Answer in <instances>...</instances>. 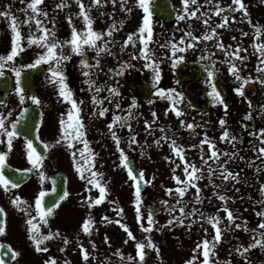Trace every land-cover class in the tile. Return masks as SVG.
<instances>
[{
    "label": "snow or ice",
    "instance_id": "obj_1",
    "mask_svg": "<svg viewBox=\"0 0 264 264\" xmlns=\"http://www.w3.org/2000/svg\"><path fill=\"white\" fill-rule=\"evenodd\" d=\"M22 3H26V7L21 9L25 19L20 21L11 12V6L9 5L4 11H0V17H4L9 20V28L11 31L10 39V50L6 54H0V77L5 76V69H9L15 75V89L14 91L19 97L21 104L24 103L26 98H30L33 104L39 105L41 103L37 95H31L30 97L25 96V86L22 81V73L25 69H35L38 66H47V75L45 77L47 83L53 87L56 91V95L62 101L67 102L70 106L66 113H61L59 118V139L56 140V144H61L62 142L66 144L68 150L71 154V159L73 167L79 178L85 181V190L88 193L82 203L87 206L89 210L93 206L102 204L108 195L107 183L103 180V173L96 169V157L98 153L90 146V141L87 138V130L84 123V118L82 116V105L84 101L77 100L75 94L70 87L68 82V76L66 74V63L73 59V56L80 57L79 65L81 69V74L84 77V84L87 86V90L92 93L91 102L95 106L93 111L90 113V117H104L106 113L109 112V108L105 106V102L111 104L116 97L121 95L118 87L114 86L112 83L98 82V77L101 71V57L104 55L114 56L112 52V47L115 46L113 40V33L118 31L117 25L113 22L105 31H97L94 29V20L91 16V8L94 6H100L102 2L106 3L107 0H91L90 5H86L84 0H76L79 11L76 13L83 21V27L77 28L74 23L72 15L66 17L68 24L70 26V36L68 38L60 39L57 36L55 28V20H52V26L49 27L46 23L49 18V12L46 10L44 4L45 0H21ZM215 2L214 7H208L206 11H201L204 5H212ZM111 3L115 5L117 0H111ZM128 0H121L120 7L127 13L132 12L131 7H126ZM136 5L142 10V21L138 28L127 34L126 39L120 46V52L123 53L129 46L132 48H137L139 44L138 52L133 51L130 53L132 60L142 59L143 69L150 70L152 73V86L155 90L154 95L160 99L169 101V109L175 114L176 117H182L185 115L182 104L184 100V93L178 91L176 88L160 87L161 82V61L157 59L155 52L150 47V44L154 42V29H153V11L151 0H135ZM182 8L176 15L177 24L181 21L191 20L192 18L202 19V23L205 26V31L201 35H195L191 30V25H188L187 30H184L183 35L178 39L173 35L170 39L166 40L159 47L169 49V53H165L169 56L171 60V66L173 69L176 68L178 64L185 60V55L189 49H196L197 42H208L215 40L214 47L224 54V60L220 63L227 65V71L239 82L238 86L234 89L235 92L244 96V88L253 79L258 81L261 85H264V78L260 75L254 78L251 75H244V69L247 68L245 61L247 57L241 55V52H247L248 49L242 48L239 43L235 46L232 44L225 45L222 42L220 33L217 31L219 28H227L230 22L236 20V15L234 13H240L247 20L249 24L252 25L254 30V43L253 48L258 54L257 65L255 71L257 73L264 74V25L254 24L248 16V8L246 6L245 0H232L231 4L227 7H222L220 0H204V5L199 4L198 0H181ZM67 0H59L56 3L55 8L63 10L68 7ZM199 14V15H198ZM220 17V22L213 25L211 23L212 15ZM223 14V15H222ZM123 20L120 21V25L123 26ZM21 24L28 25L30 32L25 37L21 31ZM33 25L35 26V31H31ZM242 36H248V32H242ZM26 40V43H25ZM235 41L236 37H232ZM258 41V42H257ZM36 46L40 50L36 53L34 59L30 63H24L17 65V58L25 51L26 47ZM65 49H68L66 52ZM91 49L95 55L91 57L94 63L89 62L87 56V51ZM204 54L200 55L199 61L201 67L206 73L205 84L208 85L210 89L207 95L211 98V103L213 105H222L225 110L228 109L229 105L225 102L220 90L217 88L215 82V77L219 73L220 69L217 67V59L214 58V52L208 51L207 47L203 50ZM135 67L129 60H120L116 68L109 69V73H115L119 76L127 68ZM179 84V81H176ZM83 90V89H82ZM106 91L107 96H101L100 93ZM154 101L149 100L148 103L152 104ZM3 102L0 101V104ZM137 100L135 97L131 98L130 103L127 105V109H123L121 102L116 100L114 103V108L124 112V115L113 112L112 119L108 123L107 128L111 135L112 140L119 152V161L125 169H127V175L133 182L134 187V200L132 203L135 206V220L139 223V227L143 233L149 234L144 237L143 240L138 239L133 232L130 230L127 223L122 222V219H112L107 215L102 217V221L107 224L115 223L123 229L127 237L135 242V256L127 255L126 259L129 262H137L138 264H145L147 251L146 249H151L156 252V255L160 256V248L156 243L153 242L151 237L152 231L155 229L157 231L162 230L165 227H176L186 226L191 229L193 225L201 222V227L203 232L207 234L208 228L203 227V223H207L213 229V235L211 239L205 235V237L198 241L195 247L192 249L193 255L184 261V264H220L217 258V245L221 243L222 237L225 231L231 230L232 226L236 229H243L244 231H249L247 223H236L237 217L234 215L231 208L228 206V201L232 199L226 195L223 191H218L220 185L215 183L214 178L219 176V178L224 181H238L239 173L231 171L227 165L229 162L237 156L236 152L221 151L216 144V141L210 139L207 133L203 134V138L199 141L200 149V159L201 166L198 167L194 161L186 159V149L185 146L179 144L176 139L166 134V129L163 125H158L162 135L157 138L154 143L159 146L162 141L169 143L171 152L175 154V157L179 158L181 163H176L172 157H165L171 163L175 164V168L172 169L173 175L172 179L176 182L175 188H166L165 192L168 196L175 195V203L170 204L168 199H163L161 204L169 212L170 218L166 221V224L158 225V221L155 220L154 214L149 211L146 217L147 226L141 221L144 219V215L141 211L142 206V194H141V181L145 183H151V180H145L144 172L140 171L136 174L133 168L130 166L128 157L125 153L124 148L121 147V137L117 134L115 130L117 127L128 129V147L131 148L132 145L137 144L138 133L134 132L131 120L135 119L133 114V109L137 107ZM194 107V105H193ZM264 110V106H262ZM27 109H23L20 113L22 117ZM165 115H168V111H165ZM227 113L225 112V115ZM152 120H145L144 124L146 126L145 131H151L153 125L156 124L159 119L157 113L152 111ZM11 116V112L7 115L0 112V144L6 143L7 149L10 151L13 148V139L20 135L17 128L18 121H11L10 127L6 123L8 117ZM246 119H251L250 114H247ZM180 125L183 128L189 130H195L197 127H203L202 124L198 125L193 122H186L184 119L180 120ZM219 125L222 128V132L219 136V140L222 142H228L234 145L238 137L233 135L227 128V121L221 117L219 120ZM154 134V133H153ZM254 137H257L262 146L254 148V151L258 152L257 158H264V127L260 128L258 131H253L251 133ZM6 138V139H4ZM27 149H28V160L31 162L32 167L24 170L31 172L34 169H39L43 162L44 157L40 155L36 149L33 147V143L30 139L25 137ZM76 144H80L81 147L77 148ZM207 145L209 153L206 154L203 150V146ZM47 148L48 145H45ZM198 145L190 144L188 148H197ZM143 155V152L141 153ZM8 152H0V186H3L5 191L11 188H18L19 184L9 179L8 176L4 174V166ZM221 157L225 159L221 162ZM241 160L244 157H239ZM211 162V163H210ZM183 166V179L180 175L176 174V169ZM208 173L207 179L209 184L213 186V196L219 201L223 202L216 213L210 214L201 211L195 205H203L204 200L202 199V189L197 183V181L203 180L205 177L203 171ZM39 176L41 182L45 179V174L41 170L39 171ZM155 179V177H153ZM92 188L98 190L99 195L93 197L91 195ZM190 188L195 189L194 197L191 203L193 207L191 210L187 209V205L182 198L189 191ZM238 190V189H237ZM260 191L264 193V184L261 185ZM47 195L46 191L41 189L35 197V212L36 215L33 216L30 212V205L18 194L14 196L11 203L16 206L19 210L23 211L25 215L28 216L26 220L27 224V234L28 239L34 246V249L38 253H48L49 248L45 242L51 241L56 237H61L59 230L53 231L49 229L46 233L41 231L40 223L37 222V217L39 221L44 225L49 223V217L54 215V209L59 205L60 201H63L68 195V191L65 190L63 195L59 196L56 203L45 207L44 197ZM116 210V216H123V209L116 206V201H111ZM258 203L264 204V200ZM222 210L225 213V217L219 215V211ZM256 215L260 217V222L257 225V229H252L253 237L252 242L248 243L247 246L240 245L235 248V251L239 253L245 260L246 264H252V261L248 258V253L253 248L264 249V210L257 211ZM6 216V211L3 207H0V235H3L6 231L5 221L3 217ZM226 218L227 224H224V219ZM95 221L89 211L88 216L83 219L81 224V230L83 233L91 235L93 230V225ZM63 244L67 246L69 240L67 236L61 237ZM109 240L108 236L105 235L104 241L107 243ZM125 244L128 243L126 239ZM91 247L95 249L97 246L94 242L90 241ZM82 253V258L85 262L89 260L90 252L84 247L83 244L78 245ZM0 245V248H3ZM10 247V246H9ZM65 248H60L63 252ZM202 255V259L199 255ZM7 255L6 252L0 251V264H3V257ZM20 253L13 251L12 256L15 259ZM116 255L124 259V254L117 249ZM43 264H57L56 258L49 256L44 260ZM64 264H70L69 260H65ZM224 264H230V261H225Z\"/></svg>",
    "mask_w": 264,
    "mask_h": 264
},
{
    "label": "rangeland",
    "instance_id": "obj_2",
    "mask_svg": "<svg viewBox=\"0 0 264 264\" xmlns=\"http://www.w3.org/2000/svg\"><path fill=\"white\" fill-rule=\"evenodd\" d=\"M50 4L55 3L51 6H46V9H50L49 18L47 19L46 23L49 27L52 26V20H55V28L57 36L60 38L61 31L57 30L56 25L60 24L63 27V36L68 38L66 35V31L70 34V26L68 24V21L66 17L68 15H72L73 20L77 28H82L83 21L80 17L76 15V13L79 11L78 6L76 4V0H67L68 7L64 8L63 10L56 9L55 5L59 2V0H47ZM203 0H198L199 4L202 3ZM86 5L91 4V0H84ZM232 0H220V4L222 7H227V5L231 4ZM121 0H117V3L113 5L111 3V0H107L106 3L102 2L100 6H94L91 8V16L94 20L93 27L97 31H105L107 28L115 22L118 28V31L113 33V40L115 43V46L112 47V52L115 54L114 56H108L110 57V62L115 63L116 66L118 64V61L120 60H129L132 64L135 65L133 68H127V71H130L133 73L134 76H138L139 73L143 72V63L144 61L142 59H135L132 60L130 57V53L133 51L138 52L139 44H137V48H132L129 46L123 53L120 52V46L123 43V40L126 39L127 34L129 32L135 31L139 24L142 21V10L139 9V7L136 5L135 0H128V3L126 4V7H131L132 12L127 13L120 7ZM175 7L180 11L182 8L181 0H174ZM206 8L207 5H204ZM215 6V2H213L212 7ZM207 10V9H206ZM204 8L201 9V11H206ZM199 15V14H198ZM223 15V14H222ZM245 19V18H244ZM123 20V26L120 25V21ZM202 20L198 18H192L191 20L181 21L179 24L176 23L174 26H160L159 23H153V29H154V42L150 44V47L155 52V55L157 59L161 61V65L165 68V81H161L159 86L164 88L173 87L176 88L178 91L183 92V84H177L176 78L173 74V68L171 66V60L169 58L170 52L167 51L165 48L159 47L160 44H163L164 42L160 39V34L162 31L168 30L170 32H174L177 35V39L183 35L184 29L181 27H188V25H196L195 21ZM220 22L219 20L215 23ZM212 23V22H211ZM214 25V23H212ZM195 28H192V31H194ZM205 31V27L201 31L198 32L196 35H201ZM254 33L253 37H251L250 41L254 43ZM258 42V41H257ZM197 48L196 49H189L185 55L184 61L189 60H199L200 55L204 54L203 50L205 47H207L208 51L212 52V41L208 42H197ZM165 53H169V56H166ZM253 61L249 64L248 70L246 72L247 75H251L253 78L257 75H260L261 78H264V74L257 73L255 71V67L257 65V56L258 54L255 52V49L253 48ZM148 73L146 75V78L152 80V73L150 70H147ZM206 75V73H205ZM147 79V80H148ZM250 82H254L256 84H259L258 81L252 80ZM238 94L234 92V94L226 100V103L229 105L228 109L225 110L223 106H220V110L228 111L230 116L232 117L233 121L237 120V112L243 111L244 106H241L242 102L241 100H238ZM123 98V97H122ZM130 100V99H129ZM127 100V98L124 97V99L120 100L122 108L126 107L130 101ZM154 102L152 104H144L145 111H147L146 115L147 117H150V121L152 118V111H155L158 115L162 118L163 124H169L170 127H172L174 130H178L173 136H171L166 129V134L168 136H171L173 139H176L179 144L182 145H188L190 140V135L193 130H189L187 128H183L180 125V120L184 119L186 122L190 121L195 124L201 122L205 119H210L211 115L201 116L192 111L190 107L185 103L183 100L182 108L185 113L182 117H176L173 112L169 109L170 102H166L164 104L162 100L158 97L152 99ZM235 102V103H234ZM141 102H138L137 105H139ZM112 108H114V103L111 104ZM118 112V109H115ZM120 111V110H119ZM165 111H168V115H165ZM255 119L257 122V113L255 114ZM107 123L105 124L104 128H107ZM136 133H138L137 141L139 144L140 150H133L132 148L130 150L128 147V144L121 140V147L124 148L125 153L127 157L132 156L137 160V163L139 165V168L141 171L144 172V177L146 180H151V183H147V192L142 196V206L141 211L144 215V219L141 221L142 223L147 226L146 217H147V205L149 203L155 202L158 203L161 202L163 199H168L170 204L175 203V195L174 196H168L165 192L166 188H175L176 182L172 179V169L175 168V164L171 163L169 160L165 159V157H172L176 163H181L179 161V158L175 157V154L171 152L169 143L166 141H162L159 146H157L154 141L159 138L162 133L159 131L157 136L153 139H151L150 143L148 144V135H146L145 131H143L140 127L136 129ZM156 134V133H154ZM153 136V134H152ZM249 139L251 140L254 136L248 135ZM247 136V137H248ZM92 138H89L90 146L94 150V152L98 153V156L96 157V163L95 167L97 170L101 171L106 177L103 176V180L107 183L108 188V195L107 199L100 205V213L102 215H93L95 216L93 219L96 220V222L99 224L100 229L99 232L96 233L95 236L92 238V242H97L96 248L93 249L87 242V238L80 236V230H81V224L83 222V219L86 217L85 207L86 205L81 204L83 198L86 196L87 192L85 190V187L83 189V195L81 194L80 190H77L78 187L85 186V181L81 180L79 176L76 174L73 163L69 167V171L71 170L73 177L71 179L70 185H72L71 189H73V192H79L76 200H74L69 206V209H72L71 213L68 212L67 214V222L71 228L74 230L70 233L71 236L68 237V240L71 243V254L70 258L68 259L70 261V264H138L137 262H129L127 261L126 257L127 255H133L135 256V242L132 241L127 237L126 232L119 227V225L115 223L107 224L102 222V217L107 215L110 218H120L122 219V222L127 223L129 225L130 230L133 232V234L138 238L143 240L146 235L142 232V230L139 227V223L135 220V206L132 203L134 200V193H132L130 190H134L133 184L130 181V178L128 176L126 177H114V173H112V179L110 180L108 177V171L106 169V164H103L102 162L106 161L108 162V166H118L119 162V156H115L114 153L111 152L109 148H107L106 145H99V144H93L95 141L91 140ZM250 140L246 141V145L250 143ZM96 143V142H95ZM144 143V145H142ZM147 144L149 146H147ZM81 147V146H80ZM186 148V147H185ZM148 150V154H146V151ZM204 152L207 154L209 153L207 145L203 146ZM143 152V155L141 154ZM118 155L119 152L117 150ZM115 153V154H116ZM70 154V151H69ZM151 154V156H150ZM170 154V155H168ZM71 158V154H70ZM186 158L190 161H194L198 167L201 166L202 162L200 159V154L197 156L190 154L186 151ZM211 163V162H210ZM102 165L103 167H100L99 165ZM229 168V167H228ZM176 174L180 175L183 179V166L181 168L176 169ZM204 179L201 181H197L199 186L202 189V199L204 200V209L212 214V211L216 213L217 210L220 208V206L223 204V202L219 201L216 197H212L213 194V186L209 184L207 176L208 173L205 170L203 171ZM155 177V179H153ZM126 179V180H125ZM215 183L220 185V189L218 191H223L226 195L231 197L227 203L228 206L231 208V210L234 213L235 208H238L239 210V216L246 219L248 229H259L257 228V225L260 222V217L256 215V212L258 210L255 209V204L258 202V198L260 199L259 193L260 189L259 186L255 182H251L245 177H243V181L238 182V184H234L233 181L224 182L219 177L214 178ZM238 189V190H237ZM257 192L258 195L255 193ZM195 189L190 188L189 191L185 194V198H188L190 196L194 197ZM91 195L93 197H96L99 195V192L97 189L92 188ZM247 196V198H243ZM212 200L215 201L214 207H212ZM111 201H116V206L123 209V216L117 217L116 216V210ZM241 202V203H240ZM81 204V205H79ZM63 205V204H62ZM161 205V203H160ZM32 212L36 215L35 212V202H32L30 204ZM162 206V205H161ZM62 207H65L64 205ZM94 207V206H93ZM163 207V206H162ZM61 208V207H60ZM192 206L191 204L187 205V209L191 210ZM98 212V210H97ZM219 215L223 218L225 217V213L220 210ZM170 218L169 212L165 209L163 210V213H161L158 216V225L166 224V221ZM114 220V219H113ZM224 224H227L226 218L224 219ZM203 227L208 228L207 234L203 232V229L201 227V222L196 223L193 225L191 229H188L187 227H165L160 231L153 230L150 234L153 242L157 244V246L160 248V256L158 257L156 255V252L151 249H146L147 256L145 260V264H184V261L186 259H189L192 255V249L195 247L196 243L200 240H202L205 235L209 239H211L213 235V229L210 225L207 223L203 224ZM26 228V226H25ZM75 233V234H73ZM237 233V230H236ZM249 234V233H248ZM105 235L108 236L109 240L107 243L104 241ZM252 235H248V243L252 242ZM165 238L168 242V247L165 248L162 245H160V239ZM24 239L25 242L19 246L20 252L22 255L30 254V258H25L23 262L20 264H43L44 259H42L39 253H37L34 249L33 244L28 241V234L27 229L24 230ZM128 240V243L125 244L124 241ZM26 244H29V247L25 246ZM79 244H83L85 248H88L90 252V257L87 262H85L82 258V253L79 248ZM225 241L223 240L221 243L217 245V258L220 261V264H224L227 260L226 254V246L224 245ZM117 249H119L124 254V259L122 260L120 256L116 255ZM259 247L253 248L250 251L253 254V258L258 257L259 255ZM199 258L202 259V255L199 253ZM57 264H64L63 261H60L56 258Z\"/></svg>",
    "mask_w": 264,
    "mask_h": 264
},
{
    "label": "flooded vegetation",
    "instance_id": "obj_3",
    "mask_svg": "<svg viewBox=\"0 0 264 264\" xmlns=\"http://www.w3.org/2000/svg\"><path fill=\"white\" fill-rule=\"evenodd\" d=\"M246 6L248 8V16L252 20L254 24L263 25L264 23V0H245ZM11 6V12L15 15L20 21L25 19V16L21 9H23L25 3H22L21 0H0V11H4L8 6ZM236 20L234 22H230L229 27L227 28H219L217 31L220 33L222 42L225 45L232 44L235 46L236 43H239L242 48L248 49L247 52H241V55L247 57L245 63L247 64V68L249 66L250 60L253 58V51L250 48L249 39L250 36H253L254 30L252 25L247 22L246 19L240 13H236ZM216 20V17H215ZM212 23L215 22L212 21ZM21 31L25 36L29 34L30 29L28 25L21 24ZM31 31H35V26L33 25ZM242 32H248V36H242ZM25 36V37H26ZM232 37H236V40L233 41ZM10 39H11V31L9 28V20L4 17H0V54H6L10 50ZM26 43V40H25ZM215 40L212 41V52H214V58L217 59V67L220 69L219 73L215 77H220L224 80V84L227 87L229 94H234L235 88L238 86L239 82L235 81V79L231 76L227 71V65L224 63H220V61L224 60V54L220 50L214 47ZM38 49L34 46L26 47L25 51L17 58V65L30 63ZM93 54H87L90 63H94L91 60ZM77 58V57H76ZM75 58V59H76ZM79 60V57H78ZM101 67L103 71L100 72L98 77V82L104 83H112L114 86L118 87L120 91H125L128 93H135V89H131L126 81L131 80V75L128 73H122L117 76L115 73H109V68L107 64L104 63V56L101 57ZM46 70V74L41 76V71H35L33 75H27L28 71L31 69H25L22 73V81L25 86V96L30 97L31 95H37L40 99L41 103L39 105L33 104L30 98H26L24 103L21 104L19 101V97L14 91L15 89V75L9 69H5V76L0 77V101L3 103L0 104V112L5 115L8 112H11V116L8 117L6 123L10 127L11 121H18L21 116L20 113L23 109H29L32 115L31 119H29V124L31 127L27 129L29 132L34 133L36 131V136L42 146H40V151L38 152L40 155L44 157L41 167L39 169H34L29 172L30 176L28 179H21L19 177L20 171L32 167L31 162L28 160V149L25 141V137L23 135H18L13 139V148L9 151L7 149L6 143L0 144V152H8L6 157L5 166H4V174L9 177V179L19 184L18 188H9L7 191L0 186V207H3L6 211V216L3 217L5 221L6 231L3 235H0V245H3V248H0V251L6 252L7 254L12 253L13 251L19 252L20 255L15 259L12 258L10 264H20L25 260V258H30V254L22 255L19 249V246L25 242L24 239V230L27 229L26 220L28 216L21 210H19L16 206L11 203V200L17 194L21 196L24 200L35 199L36 195L42 189L43 186L50 185V176L58 171L64 172L67 177L71 173L69 171V167L72 164V159L70 158L69 150L63 142L61 144H56V140L59 139V118L61 113H66L68 107L70 106L67 102L59 99L55 90L51 85H49L45 79L47 75V66L44 65ZM247 68H245L244 75L247 72ZM66 74L68 76V82L73 92L76 93L75 98L79 100H83L86 102L90 98L91 95L87 90V86L84 84V77L81 74L80 65L74 63V59L70 62L66 63ZM118 77L121 78L122 82H118ZM250 83V82H249ZM248 83V84H249ZM258 90L260 91V100L259 102L253 106L250 101L245 99V104L252 110L254 108V112H258V125L257 131L264 127V110H262V106H264V85L260 83L256 85ZM83 89V90H82ZM236 93V92H235ZM237 94V93H236ZM101 96H107L108 93L106 91H102L100 93ZM238 100L244 98V96H237ZM242 102V100H241ZM235 103V102H234ZM212 104V103H211ZM221 106V105H215ZM243 106V102L241 104ZM225 112L227 113L225 115ZM40 113V119L37 128H33L34 123L36 122L37 115ZM210 119H205L199 122L202 124L201 127L203 134L207 133L210 139L216 141L217 147L221 151H227L229 153L236 152L237 156L234 157L235 162H237L239 166L238 172L240 173V182L243 181V177L248 179L251 182H255L259 189L262 184H264V158H257L258 152L256 151V157H253V151L251 150V143L253 146L254 137L250 140L248 136L249 132V122L246 119V111L237 112V120L233 121L232 117L229 115L230 113L225 110H214L211 113ZM223 117L227 121V128L229 131L238 137L237 141L233 144L228 142H222L219 140V136L222 132V128L219 125L220 118ZM96 117H92L94 120ZM100 121H92L91 127L87 129V138H92V141H97L99 143L102 140L103 133L102 128L99 127ZM256 130V129H255ZM202 134V137H203ZM240 136H242L243 144L240 143ZM248 136V137H247ZM6 139V138H4ZM250 140L247 148H244L246 141ZM257 146L256 148L262 146L260 144L259 139L257 138ZM45 145H48L46 148ZM80 144H76L78 147ZM250 145V146H249ZM43 147V148H42ZM244 157L241 160L239 157ZM225 159V157H221V162ZM233 159L230 161V163ZM250 164H255L256 166ZM43 171L45 174V179L41 182V178L39 176V171ZM257 195L259 193L260 200H264V193L255 192ZM247 198V196L243 197ZM259 199V198H258ZM258 209V211L264 210V204ZM32 214V213H31ZM246 223H248L245 220ZM244 223V222H243ZM25 226H27L25 228ZM66 228V229H65ZM66 233H70L71 227L68 225L65 226ZM241 231V236L238 239H235V245L232 248V252L228 253V260L233 264V260H237L238 264H246L244 258L235 251V248L240 245L247 246L248 244V231H244L243 229H236ZM46 233V232H45ZM29 243L31 241H28ZM49 248V253L52 255H56L57 253H63L60 251V248L67 247L65 246L61 240L53 239L51 241L45 242ZM10 246V247H9ZM25 246L29 247V244ZM259 255L256 258H253V254L250 251L248 253V258L252 261V264H264V249L259 248ZM38 253V252H37ZM67 254V253H66ZM235 256L236 258H234ZM4 264V263H3Z\"/></svg>",
    "mask_w": 264,
    "mask_h": 264
},
{
    "label": "water",
    "instance_id": "obj_4",
    "mask_svg": "<svg viewBox=\"0 0 264 264\" xmlns=\"http://www.w3.org/2000/svg\"><path fill=\"white\" fill-rule=\"evenodd\" d=\"M153 13L158 16H164L168 21H172L177 12L173 9L172 3L169 0H156L153 6ZM175 73L178 79L181 81L185 77H188L192 81L188 83L185 87V95L191 105H194V108L207 110L209 108V99L206 95V91L204 87L198 82V78L200 76L201 70L200 67L195 63L190 64H181L178 69L175 70ZM161 75L163 76V71L161 69ZM217 88L220 90L222 95L225 97L226 92L222 90L221 81H217ZM140 96L144 99H149L153 94L149 90L148 86L145 83L139 85L138 90ZM245 94L249 99H252L254 102L258 99V93L256 88L252 85H249L245 89ZM130 166L133 168L136 174L139 173L135 162L133 160L129 161ZM145 188V183L141 181V191ZM65 191V183L56 181L54 183V189L51 192H48L44 197L45 207L50 206L53 203H56L59 196L63 195ZM148 210L154 214V218H156L157 214L160 212V208L156 204H151L148 207ZM162 243L166 245L165 240H162Z\"/></svg>",
    "mask_w": 264,
    "mask_h": 264
}]
</instances>
